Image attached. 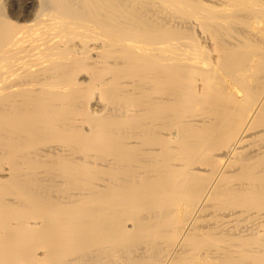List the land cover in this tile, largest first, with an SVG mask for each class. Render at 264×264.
Instances as JSON below:
<instances>
[{
    "label": "bare ground",
    "instance_id": "bare-ground-1",
    "mask_svg": "<svg viewBox=\"0 0 264 264\" xmlns=\"http://www.w3.org/2000/svg\"><path fill=\"white\" fill-rule=\"evenodd\" d=\"M1 2L0 264H264V0Z\"/></svg>",
    "mask_w": 264,
    "mask_h": 264
},
{
    "label": "rangeland",
    "instance_id": "rangeland-1",
    "mask_svg": "<svg viewBox=\"0 0 264 264\" xmlns=\"http://www.w3.org/2000/svg\"><path fill=\"white\" fill-rule=\"evenodd\" d=\"M1 1H2L1 2L2 3V8H4V12L5 13H9V12H11V10L12 11L15 10L17 8L16 5H19L22 0H1ZM36 5H37L36 0H28V3L26 5V7H25L26 8L25 10L29 14L30 19L33 17V14H34V12L36 10L35 9L36 8ZM13 7H14V9H13ZM30 13H31V15H30ZM29 21L30 20H28V22Z\"/></svg>",
    "mask_w": 264,
    "mask_h": 264
}]
</instances>
